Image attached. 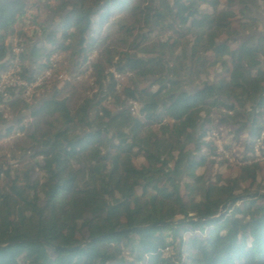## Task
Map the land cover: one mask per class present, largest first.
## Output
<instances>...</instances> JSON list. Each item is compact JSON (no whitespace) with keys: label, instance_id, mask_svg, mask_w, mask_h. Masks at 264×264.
Listing matches in <instances>:
<instances>
[{"label":"trees","instance_id":"16d2710c","mask_svg":"<svg viewBox=\"0 0 264 264\" xmlns=\"http://www.w3.org/2000/svg\"><path fill=\"white\" fill-rule=\"evenodd\" d=\"M259 28L245 0H0V74L15 38L22 80L93 72L97 90L70 113L44 88L23 126L3 119L22 91L0 97V142L29 140L22 172L0 166V264H264ZM112 39L137 57L101 61Z\"/></svg>","mask_w":264,"mask_h":264},{"label":"rangeland","instance_id":"374dc122","mask_svg":"<svg viewBox=\"0 0 264 264\" xmlns=\"http://www.w3.org/2000/svg\"><path fill=\"white\" fill-rule=\"evenodd\" d=\"M245 1H246V5H248L251 10L252 18L255 19L257 23L260 25V28L256 30L257 37L260 35H264V0H258V1L245 0ZM29 2L31 3V1ZM54 10H52L53 12L50 15L51 16L50 21L51 19H53V16L58 15V12ZM252 35L253 34L251 33H241L238 37V40L245 41L248 39V37ZM51 43H52L51 39H49L46 42L47 45H50ZM112 51L127 55L128 57H131V58L137 57L136 53H131V52L129 53L127 51L126 46L118 44L115 41V39H112L111 41H109L107 45L99 47L97 54L98 56H100V60L103 61V59L106 56L110 55ZM166 66H168V64H166ZM193 66L194 67L197 66V63L193 64ZM104 68H106L105 65H104ZM107 73L113 76V79L119 81L118 82L119 85L124 84L125 79H127L126 75L124 77L125 79H123L122 77L120 78L118 75L114 74L112 70H108ZM92 74L93 72H91L89 76L87 74L82 79H76L75 81H72V85L70 86V88L61 89L59 92V95H57V98L59 100H62V99H67V98L69 99L70 96L73 94V97L70 98L71 104H69L70 113H73L74 110L77 108V106L81 104L82 102H92L93 100L97 98V90L96 88H93V85H91ZM177 74L180 77L184 76L182 69L181 71L178 70ZM233 77L237 78V74L233 73ZM119 94H120L119 96L120 100H125L127 98V95L124 92H119ZM23 104L24 103L20 104V102H17L13 106L7 107V109H5L4 116L6 117V120L10 122L8 126L13 125L14 123L18 121H22V120H23V122L21 123L22 126L28 123L26 120H24L26 118L25 117L26 111L23 109ZM211 114L213 115V117L217 118L218 121L220 122L219 124L220 129H218V132H223L224 129L229 128L228 120H226V117L224 114L220 113L219 111H215V110ZM179 128L180 130L191 129L193 128V126L187 123H183L179 125ZM157 130L159 134L163 137H167L170 134L169 126L166 125L165 123H162L158 127ZM43 132H45V126H42L40 128V133H43ZM216 133L217 132H214L212 134V138L214 139L215 144L217 145V150L219 154L221 155L226 154L225 151L222 149V145L219 140L220 137ZM28 141H29L28 138H26L23 135H15V136H10L6 138L5 140H3L2 142H0V166L4 167V164L7 163L12 168H15L18 171L22 172V169L24 167L21 168L19 165H16L17 164L16 158H19L20 154L26 149L27 147L26 145L28 144ZM230 155L231 156L229 159V164L234 168V170L236 171L239 170L241 166L239 159L237 160L235 159L233 152H231ZM232 156L234 157L232 158ZM256 156L257 155L254 154L253 158ZM248 158L251 159L252 156H248Z\"/></svg>","mask_w":264,"mask_h":264},{"label":"built area","instance_id":"2783aa9c","mask_svg":"<svg viewBox=\"0 0 264 264\" xmlns=\"http://www.w3.org/2000/svg\"><path fill=\"white\" fill-rule=\"evenodd\" d=\"M21 53L22 51L18 46L17 40L13 38L10 41V51L6 61V69L0 74V97L3 102L7 100L8 92H18L21 90L22 102L26 105H30L42 94L44 88L55 86L57 90H60L65 84L71 82L65 75H58L53 78L52 84H49L48 81L51 77V72L49 71L43 72L41 77L35 78L32 82L22 80L20 68ZM134 110H136V108L132 105V111ZM3 119L5 120L6 117L3 116Z\"/></svg>","mask_w":264,"mask_h":264}]
</instances>
